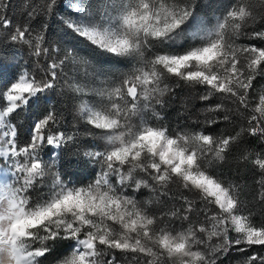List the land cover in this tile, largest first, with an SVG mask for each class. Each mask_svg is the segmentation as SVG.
Listing matches in <instances>:
<instances>
[{
    "label": "snow or ice",
    "instance_id": "6c2138e0",
    "mask_svg": "<svg viewBox=\"0 0 264 264\" xmlns=\"http://www.w3.org/2000/svg\"><path fill=\"white\" fill-rule=\"evenodd\" d=\"M10 2L0 0V28L12 25ZM25 7L29 20L59 16L63 30L54 36L46 19L11 30L35 70L0 55V264H118L114 254L101 259L109 250L129 264H217L234 246L264 247V221L251 206L264 209V94L251 109L249 97L264 76V47L238 42L264 18V0H228L214 22L197 0ZM251 35L264 39V31ZM179 82L219 102L206 103L202 122L170 128L158 106ZM58 88L104 141L72 160L77 133L62 130L49 96ZM25 110L37 119L21 141ZM241 116L234 134L214 131ZM230 159L245 175L223 172ZM85 172L95 178L82 182ZM244 264H264V255Z\"/></svg>",
    "mask_w": 264,
    "mask_h": 264
},
{
    "label": "trees",
    "instance_id": "16d2710c",
    "mask_svg": "<svg viewBox=\"0 0 264 264\" xmlns=\"http://www.w3.org/2000/svg\"><path fill=\"white\" fill-rule=\"evenodd\" d=\"M228 0H197V3L201 7L204 13H207L209 17L220 15L222 6L226 4ZM31 3L35 6H39L42 0H31ZM219 10V11H218ZM8 18L12 21V25L8 29L0 28V55H7L11 59L14 55L22 58L23 61H28L33 70L36 69V64L30 59L27 49L21 44L12 43L8 39V35L16 25H23L30 23L34 28H38L41 23L46 19L49 31L54 36L59 35L63 27L59 23L60 17L45 18L43 16H37L34 19L29 20L27 15L25 0H11L10 7L7 10ZM264 31V18L258 16L254 23H250L247 29L248 35L241 36L239 43L256 45L257 47H264V39L254 37L251 35L252 30ZM61 90H57L49 93L51 105L55 106L59 111L63 113L62 130L66 129L69 132L77 133V143L75 145H69L66 158L69 160L76 159L72 153L76 151L83 152L89 149L90 146L103 145L104 141L99 134V130L93 129L86 121L78 114L77 106L78 101L73 100L70 94H60ZM203 94V89L190 86L184 82H179L173 86V91L164 97L167 102L163 108L158 110L163 117V122L166 123L170 128H177L178 126L194 125L198 120L200 122L204 119V108L206 103H218L219 100L213 97L209 102H203L200 96ZM264 94V76L258 75L253 81V87L249 91V97L251 100V107H254L258 103L259 96ZM6 103V102H5ZM249 109V112H250ZM246 112L244 115H248ZM37 119V116L31 115L29 111L25 110L21 113L16 123L20 125L18 129V136L21 141H26L30 135L31 124ZM246 124L243 116L237 118L234 124L221 123L219 127H215L214 131L217 133H232L238 131L240 126ZM248 147L256 148L257 150L261 147L255 137H247ZM97 168L89 165L88 172L97 171ZM71 171H76L71 169ZM88 172L80 173V180L87 183L89 180L95 178L93 175H88ZM223 172L232 179H239L240 176L245 175L244 169L237 166L234 159H230L227 164L224 165ZM75 180L76 177H70ZM251 179H248V183H251ZM138 195V194H137ZM145 195L147 192L145 191ZM254 213V219L257 223L264 221V209L259 205L252 204ZM235 235L234 233L232 234ZM60 247V246H58ZM103 247V246H101ZM239 247L246 246H234L227 254L221 255L217 264H244V261L248 256L259 253L264 255V247L253 246L252 248H246L245 251L237 250ZM116 255L118 264H129V260L117 250H109L101 259L107 261L112 258V255ZM131 255V254H129ZM47 264H54V261L49 260Z\"/></svg>",
    "mask_w": 264,
    "mask_h": 264
},
{
    "label": "rangeland",
    "instance_id": "374dc122",
    "mask_svg": "<svg viewBox=\"0 0 264 264\" xmlns=\"http://www.w3.org/2000/svg\"><path fill=\"white\" fill-rule=\"evenodd\" d=\"M209 17V16H208ZM215 17L216 16H213V17H209L210 19H212L213 20V22L215 21Z\"/></svg>",
    "mask_w": 264,
    "mask_h": 264
}]
</instances>
